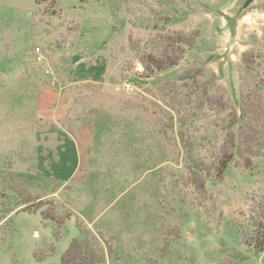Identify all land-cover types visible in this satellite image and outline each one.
I'll return each mask as SVG.
<instances>
[{"label": "rangeland", "instance_id": "374dc122", "mask_svg": "<svg viewBox=\"0 0 264 264\" xmlns=\"http://www.w3.org/2000/svg\"><path fill=\"white\" fill-rule=\"evenodd\" d=\"M244 77L264 78V0H0V264H61L80 225L100 264H264L243 234L264 150L191 181L227 114L199 95L237 109Z\"/></svg>", "mask_w": 264, "mask_h": 264}, {"label": "trees", "instance_id": "16d2710c", "mask_svg": "<svg viewBox=\"0 0 264 264\" xmlns=\"http://www.w3.org/2000/svg\"><path fill=\"white\" fill-rule=\"evenodd\" d=\"M178 43L190 46L185 38L179 40ZM151 65L154 70L161 72L176 66L177 61L167 58L165 62L153 61ZM145 71L149 77L154 73L148 66H145ZM242 82L243 87L237 109L231 108L223 99H209V94L204 93L199 95L198 113H201L204 104L209 102L213 112L218 115L227 114L223 120L224 124L219 127L223 133V139L220 145L214 146L216 151L212 162H206L200 158L196 160L191 157V174L195 176V179L193 178L191 181L195 185L204 187L206 182H210L212 185L221 183L231 163L241 161L243 167L252 168L253 159L264 150V78L244 77ZM181 121L183 128L191 127L187 120ZM181 137L184 142V136ZM216 142H219L218 139ZM184 144L186 148L192 146L188 141H185ZM15 191L17 192L16 189ZM31 203L32 201L23 202L24 207L21 211L32 214L41 211L45 218H50L44 214L42 206L38 207ZM249 227L248 232H243L247 246L257 253L264 254V195L258 202L253 201L251 205ZM80 229L83 237L73 240L69 249L62 255L61 264L102 263L104 253L100 240L90 236L81 225Z\"/></svg>", "mask_w": 264, "mask_h": 264}, {"label": "crops", "instance_id": "0c3cea01", "mask_svg": "<svg viewBox=\"0 0 264 264\" xmlns=\"http://www.w3.org/2000/svg\"><path fill=\"white\" fill-rule=\"evenodd\" d=\"M70 127H72L71 125H70ZM75 131H76V133L79 135V131L78 130H76L75 129ZM69 133H71V130L69 131ZM80 136V135H79ZM81 137H83V139H84V135L82 134V136ZM85 141H86V139H84ZM88 146H89V143L87 142V144L86 143H84V144H82V143H78L77 145H76V147H75V150H76V153H78V154H82L85 150H86V148L88 149ZM74 177V176H73Z\"/></svg>", "mask_w": 264, "mask_h": 264}, {"label": "built area", "instance_id": "2783aa9c", "mask_svg": "<svg viewBox=\"0 0 264 264\" xmlns=\"http://www.w3.org/2000/svg\"><path fill=\"white\" fill-rule=\"evenodd\" d=\"M37 52H38V53H41V50H40V49H37ZM37 59H38L39 62H42V61H43V57H42L41 55H39V56L37 57ZM53 85H55V82H53Z\"/></svg>", "mask_w": 264, "mask_h": 264}]
</instances>
